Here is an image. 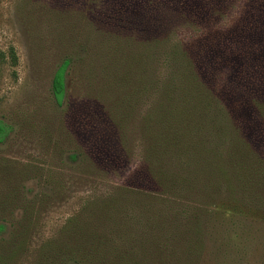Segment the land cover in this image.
Returning a JSON list of instances; mask_svg holds the SVG:
<instances>
[{"label": "rangeland", "instance_id": "1", "mask_svg": "<svg viewBox=\"0 0 264 264\" xmlns=\"http://www.w3.org/2000/svg\"><path fill=\"white\" fill-rule=\"evenodd\" d=\"M250 2L196 16L168 0H0V264H85L76 248L90 264H264V144L251 136L264 103L250 125L241 105L242 79L264 73L237 67L251 55L236 30L219 37ZM100 106L123 125L115 161L69 158L105 126ZM174 134L177 153L157 152ZM157 212L175 259H155Z\"/></svg>", "mask_w": 264, "mask_h": 264}, {"label": "trees", "instance_id": "2", "mask_svg": "<svg viewBox=\"0 0 264 264\" xmlns=\"http://www.w3.org/2000/svg\"><path fill=\"white\" fill-rule=\"evenodd\" d=\"M221 1L222 0H168V3L170 9L179 12L180 15H184L185 13H190L192 15L201 16L207 14L208 12L210 13V11L216 7L215 5ZM237 23L239 24L233 30H231V26H229V28H227V31L223 32L224 33L223 35L219 34V37L222 39L223 38L226 39V35L230 37L231 31L236 30L235 35H237V37L239 38L238 40H240L243 43V45L247 46V52L245 53V56L251 55L248 61L246 60L239 61L241 65L240 66L237 65V67L239 68L245 67L246 71L244 70V72L246 73H264V48L261 49L262 47L260 46V44H258L260 40H264V0H251L247 11H245V16L244 17L240 16V19L238 20ZM250 50L252 53L249 52ZM66 65H67V60H65L58 67V69L54 73L52 80V93L57 103H61L64 96V75H65L64 71ZM261 79H263V82L261 81ZM241 87L243 88L241 105L243 103H248L251 108L250 116H252V117L249 116L248 119H244V121L247 120L246 124L250 125L249 121H252L254 118L253 116H255V104L261 105L259 103H264V76H262L261 78L260 75L256 78L247 76L245 79H242ZM101 110L102 111H100V113L103 115V118L105 119L104 122L105 126L102 128V130L91 131L90 134L91 135L93 134L92 135L93 139L90 140L89 146L86 147L85 152L72 150L69 152V158L73 160H77L80 157L83 158L87 157L90 161H98V159H100L99 155L103 154L105 159H107L104 162L110 163L115 161L117 152H119L121 147H123L121 145V141H122L121 139H122V135L125 133L124 131L122 132L120 131L121 127L123 128V125L121 126V124H119L117 126L114 121L110 120L109 116L102 109V107ZM102 115H100V117H102ZM230 120L232 121L233 119ZM252 127L253 126H251L252 129L251 136L254 137L256 142L259 141V143L264 144V129L261 128L260 126H259V130L257 128L254 129ZM8 131H9V125H7L2 120H0V141L4 139V136L8 133ZM178 137L179 136L178 135L176 136L175 134L174 136H168V135L163 136L162 137L163 139H167L166 141L168 143V146L161 147V150H158L157 152L170 153L171 157H173L174 154L177 153L176 149L174 148H179V146H176L174 143V141L178 140ZM242 142L240 143L238 148L240 149L242 145L243 151L245 152L244 153L245 157L248 159L249 162L247 161L238 162V160L237 162L240 163L239 164L240 170H246L249 164H251V161H253V159L249 154L250 150H247L245 148V145L247 144L248 141L243 143ZM255 161L257 163L259 162L258 159H255ZM145 173L150 174L148 171H146ZM234 174L236 175V180L238 179L240 182L241 181L240 175H238V173H234ZM161 190H165L166 192V189L164 188H161ZM143 195H147V197H149L152 201H154L158 205H161L163 207L164 205H166V208H167V203H171L166 193L164 192L162 194L156 192L153 194L152 192L150 193L148 192V193H143ZM166 218L167 217L165 213H161V212H159V214L157 212V215L153 214L151 218V221L154 224L152 231L153 232L152 238L155 246L153 253H155L156 260L158 259L159 255H161V257H159V259L161 260L176 258V256H174L171 252L169 251L166 252L165 246H162L164 245L165 240L166 241L170 240V235H165L164 233L163 235L158 234L160 230L164 232L168 230L169 227H171V225L166 220ZM71 220H73V224L71 225H75L76 220L75 219H71ZM3 226L4 224L1 223L0 228L2 229ZM88 227H89V231H86V233L88 235H91V237H97L99 240L101 236L96 232L103 234V229L98 228L97 226H88ZM156 245H160V246L157 247ZM76 249L79 251L80 255H82L81 258H83V260H81V262H85V264H90L92 258L86 257L84 259V257L89 254V251L85 249L84 251L78 248ZM73 250L75 251V249ZM88 250H90L93 256L96 255V253L94 252H96L97 249L91 250L90 248ZM70 253L72 254V250L70 251ZM182 253H184V251ZM67 256L69 258V252L67 253ZM74 261L77 264H80L78 257H75Z\"/></svg>", "mask_w": 264, "mask_h": 264}]
</instances>
